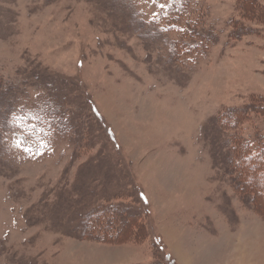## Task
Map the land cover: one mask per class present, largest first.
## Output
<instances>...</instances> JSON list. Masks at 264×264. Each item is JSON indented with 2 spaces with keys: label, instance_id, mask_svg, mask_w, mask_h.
Returning a JSON list of instances; mask_svg holds the SVG:
<instances>
[{
  "label": "rangeland",
  "instance_id": "1",
  "mask_svg": "<svg viewBox=\"0 0 264 264\" xmlns=\"http://www.w3.org/2000/svg\"><path fill=\"white\" fill-rule=\"evenodd\" d=\"M252 1L202 0L199 26L169 27L161 0H0V118L56 93L84 125L41 142L0 128V264H195L219 239L237 242L208 264H242L243 240L264 255L250 195L264 158L247 156L248 180L227 171L229 136L264 131V0ZM225 113L245 114L235 133ZM88 199L110 216L91 232Z\"/></svg>",
  "mask_w": 264,
  "mask_h": 264
},
{
  "label": "trees",
  "instance_id": "2",
  "mask_svg": "<svg viewBox=\"0 0 264 264\" xmlns=\"http://www.w3.org/2000/svg\"><path fill=\"white\" fill-rule=\"evenodd\" d=\"M202 0H161V3H164L165 9L167 11V14H164V18L161 19H167V21H170L169 27L173 25V22L175 23H186L188 26V23L193 20V22L197 23L196 26H199L201 21L199 17H193L197 16V11H199L200 5ZM253 0L252 2H254ZM189 17L188 19L186 17ZM177 27V26H175ZM191 36H194L198 32L191 31L189 29ZM188 34V33H187ZM199 35V34H198ZM183 44V43H180ZM199 45V43H197ZM201 44V43H200ZM186 43H184L183 46L186 47ZM191 45V44H190ZM193 45V44H192ZM202 45V44H201ZM195 47V45H193ZM49 95L46 97H43V100L40 102H37V106L28 107L26 103L21 106V108H15L12 107V105L8 104L5 107V112H3L2 117L0 118V128L2 127L7 132H20L25 135L27 140L31 142H41V141H48V138L50 135L55 136L56 135H62L65 136L69 133L73 132V127L76 132L83 131L84 125H81V120L77 121L75 118H73V121L70 119V117H67V114L65 113V109L62 104L59 102L61 101V96L56 93H48ZM46 98V99H45ZM36 105V103H35ZM62 109V110H61ZM259 113L260 109H263L262 106L258 107ZM6 114V115H5ZM226 118L224 119V126L229 125L228 133H235L237 130V123L242 119V117H246L245 114L240 115L236 118L233 117L234 121L229 119L230 115L224 114ZM237 119V120H236ZM231 121V122H230ZM1 128V129H2ZM242 131V129H241ZM255 138L248 139L247 141H241L239 142V139L236 140V138H233V135L229 136L232 140V143L235 142L237 146H239L240 150L232 155V157H229L228 159V170L235 172L238 175H241L243 178H247L248 180V170L245 168L248 164L245 162V159L247 156L250 155L251 151L253 153H257L258 156H261L264 158V131L255 129ZM237 133V132H236ZM234 139V140H233ZM231 143V144H232ZM259 153V154H258ZM253 157V156H252ZM250 169V168H249ZM231 172V173H232ZM254 176L257 177L259 174L261 176V172H258L255 174L253 172ZM250 181V180H249ZM263 183H257L252 188L255 192H251L252 196V205L258 206L261 204V206L264 207V190L260 189L261 185ZM243 186V185H242ZM256 193V194H255ZM255 194V195H254ZM96 202H92L90 199L85 201V207H88L89 212H93L91 217L87 220H85V227L84 230H88L91 232L92 227L88 225V222L91 221L92 217L95 218L94 220L96 224L99 222L100 219L103 218V215H106L108 212H104L101 210H98V206L95 204ZM108 222H110V216H107ZM103 222V221H102ZM107 221L103 222L104 225ZM91 223V222H90ZM84 224V222H83ZM108 225V226H107ZM106 227L110 226V223L105 225ZM81 229V228H80ZM100 230L105 229L101 228ZM108 230V229H107ZM93 235V233H92ZM102 238V237H100ZM106 236L104 235V238L101 240H105Z\"/></svg>",
  "mask_w": 264,
  "mask_h": 264
},
{
  "label": "bare ground",
  "instance_id": "3",
  "mask_svg": "<svg viewBox=\"0 0 264 264\" xmlns=\"http://www.w3.org/2000/svg\"><path fill=\"white\" fill-rule=\"evenodd\" d=\"M59 19V18H58ZM133 101L131 100L130 101V106L132 107V109H133ZM141 113V112H140ZM136 114H138V113H136ZM185 189H188V188H185ZM213 195V194H212ZM210 206V205H209ZM211 208V207H210ZM208 209V208H207ZM229 227H232L231 229H229L228 228V231L229 232H233L234 231V233H237V229L236 228H234V230H233V226L231 225V226H229ZM233 230V231H232ZM240 233H241V231H240ZM206 234V233H205ZM221 234H222V232H221ZM221 234H220V236L219 237H221ZM230 234V233H229ZM223 235V234H222ZM206 237H208V234H206L205 235ZM225 237H227V236H225ZM228 238V237H227ZM240 238V237H239ZM242 239V238H241ZM208 240V239H207ZM235 239H232V240H229V241H226V242H224V241H221L220 239H219V241H217V242H215L214 244H212V245H209V242L207 243V245L205 244L204 245V247H202V251H200V252H198L197 253V255L196 256H192L195 260H194V262H195V264H208L207 262V260H208V258L211 256V257H213V256H215V255H217V254H215L216 252L218 253V251H220L221 249H223L222 247L223 246H221L222 244H224V245H229V243L231 244V243H234V242H237L236 240L234 241ZM243 240V239H242ZM229 242V243H228ZM221 246V247H219V246ZM242 247H236V248H239V249H241V248H246V249H244V250H239V251H241V252H239L240 254H241V256H242V260H243V263L242 264H249V263H251V264H255V262H254V260H246L247 259V257L248 256H251V257H253V258H261V257H264V255H256V254H252V252L250 253V250H252L253 248H254V246H252L251 247V245L249 246H246V247H244L245 246V240H243V243H242ZM186 246V245H185ZM241 246V245H240ZM227 247V249L229 248H234V246H232V245H230V246H226ZM248 247H250V248H248ZM212 250H215L214 252H211ZM223 250H226V248L224 247V249ZM191 256V255H190ZM190 256L188 255V257H189V259L191 260L190 262H192L193 261V259H191L190 258ZM245 262H248V263H245ZM193 263V262H192Z\"/></svg>",
  "mask_w": 264,
  "mask_h": 264
}]
</instances>
